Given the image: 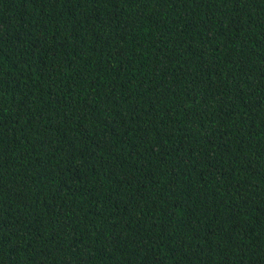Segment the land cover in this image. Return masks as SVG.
I'll return each instance as SVG.
<instances>
[{"label":"trees","instance_id":"16d2710c","mask_svg":"<svg viewBox=\"0 0 264 264\" xmlns=\"http://www.w3.org/2000/svg\"><path fill=\"white\" fill-rule=\"evenodd\" d=\"M0 264H264V0H0Z\"/></svg>","mask_w":264,"mask_h":264}]
</instances>
